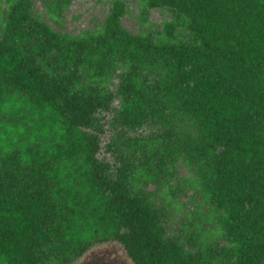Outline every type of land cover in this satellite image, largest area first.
<instances>
[{"label": "trees", "instance_id": "trees-1", "mask_svg": "<svg viewBox=\"0 0 264 264\" xmlns=\"http://www.w3.org/2000/svg\"><path fill=\"white\" fill-rule=\"evenodd\" d=\"M48 1L55 15L71 2ZM140 1L145 21L173 19L132 34L114 0L101 30L73 37L33 0H7L4 20L0 0V264H71L106 242L132 264H264V0ZM147 123L164 131L130 135ZM180 161L221 213L219 252L167 237L147 191Z\"/></svg>", "mask_w": 264, "mask_h": 264}, {"label": "rangeland", "instance_id": "rangeland-1", "mask_svg": "<svg viewBox=\"0 0 264 264\" xmlns=\"http://www.w3.org/2000/svg\"><path fill=\"white\" fill-rule=\"evenodd\" d=\"M114 0H71L68 8L55 15L49 9L48 0H33L32 14L63 35L78 36L83 33L101 30L110 14ZM127 11L122 24L132 34L144 31L156 34L161 32L165 22L171 21L172 14L166 9H152L147 20L142 15L143 4L140 0H123ZM182 34L186 30L181 28ZM119 80L114 78L110 90L116 92ZM121 106V98L116 96L113 108ZM115 112L106 114V132L101 138V158L113 161L112 153L106 152V146L114 136V129L109 122ZM185 124L177 129L183 133ZM164 131L156 123H147L131 136L152 138ZM167 190L163 186L151 183L147 191L151 194L157 207L165 212L167 237H178L188 250L211 249L219 252L221 247L228 246L220 228L221 213L210 203L209 198L194 183V175L184 162H178L166 173ZM216 257V256H215ZM218 259V258H217ZM71 264H132L124 248L116 242H106L94 246L81 258Z\"/></svg>", "mask_w": 264, "mask_h": 264}, {"label": "water", "instance_id": "water-1", "mask_svg": "<svg viewBox=\"0 0 264 264\" xmlns=\"http://www.w3.org/2000/svg\"><path fill=\"white\" fill-rule=\"evenodd\" d=\"M2 13H3V18H4V20H5V18H6V16H7V0H3V2H2ZM118 244H120V243H118ZM121 245V244H120ZM121 247L122 248H124L123 247V245H121ZM125 250V249H124ZM126 252V251H125ZM126 254H127V252H126ZM128 255V254H127ZM129 257V256H128ZM131 260V259H130Z\"/></svg>", "mask_w": 264, "mask_h": 264}]
</instances>
